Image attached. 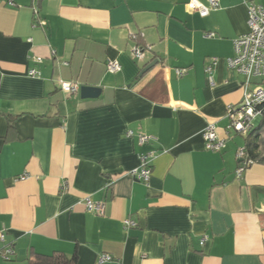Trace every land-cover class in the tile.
Instances as JSON below:
<instances>
[{
    "label": "crops",
    "instance_id": "1",
    "mask_svg": "<svg viewBox=\"0 0 264 264\" xmlns=\"http://www.w3.org/2000/svg\"><path fill=\"white\" fill-rule=\"evenodd\" d=\"M10 1L0 0V264L56 254L77 264H264V163L236 178L246 138L227 114L244 99L228 59L249 30V4L264 0H219L205 17L191 0ZM61 81L101 95L82 100ZM211 123L221 152L205 148ZM139 134L156 140L140 146ZM147 153L148 184L130 175ZM88 198L105 204L102 215Z\"/></svg>",
    "mask_w": 264,
    "mask_h": 264
},
{
    "label": "built area",
    "instance_id": "2",
    "mask_svg": "<svg viewBox=\"0 0 264 264\" xmlns=\"http://www.w3.org/2000/svg\"><path fill=\"white\" fill-rule=\"evenodd\" d=\"M10 5H14L10 0H6ZM219 6V0H210L209 5H204L197 0H191L187 7L191 12H197L205 17L209 12ZM38 24V23H37ZM248 32L235 40V54L228 59V67L239 75L244 77L242 88L244 91V99L239 105L229 106L228 118L230 119L229 130L237 135L248 136L255 128L258 118H262L264 123V5L249 4L248 6ZM145 49L137 46L133 51L135 59L144 58ZM217 65V59H213V65L207 67L209 81L214 86L213 74ZM107 71L116 74L121 71V65L118 61H108ZM186 70H178L179 76L185 75ZM31 76H39L40 72L33 69L29 73ZM61 90L68 94L74 95L80 92L81 86L78 82L61 81ZM134 133L129 131L128 137H132ZM264 138V128H263ZM205 148L209 151L221 152L226 148V141L221 139L217 134L214 124H209L204 132ZM156 140L155 137L139 134L138 143L144 146L146 143ZM237 168L235 175L237 179H242L245 173L256 164V161L248 154L246 147H240L236 151ZM152 153L141 156V166L130 172V175L136 180L148 184L153 174ZM27 178V175L21 176V180ZM86 207L90 212L102 215L105 211L103 202H94L87 199ZM136 223L132 220L126 222L127 228L136 227ZM1 240L5 241V235H1ZM205 239L201 241L204 245ZM14 254L12 247L6 246L2 257L10 260ZM112 257L103 255L99 260L100 263L111 261Z\"/></svg>",
    "mask_w": 264,
    "mask_h": 264
},
{
    "label": "trees",
    "instance_id": "3",
    "mask_svg": "<svg viewBox=\"0 0 264 264\" xmlns=\"http://www.w3.org/2000/svg\"><path fill=\"white\" fill-rule=\"evenodd\" d=\"M13 121V119H11ZM264 123L261 121L259 125L246 136L245 147L248 154L256 163H264V138H263ZM35 264H77V255L72 259L66 258L64 255L56 254L51 257L38 256Z\"/></svg>",
    "mask_w": 264,
    "mask_h": 264
},
{
    "label": "water",
    "instance_id": "4",
    "mask_svg": "<svg viewBox=\"0 0 264 264\" xmlns=\"http://www.w3.org/2000/svg\"><path fill=\"white\" fill-rule=\"evenodd\" d=\"M157 64V61H154L147 65L141 74L145 73L149 69H151L153 66ZM102 89L99 87H92V86H82L80 88V97L82 100H87V99H97L101 95Z\"/></svg>",
    "mask_w": 264,
    "mask_h": 264
},
{
    "label": "rangeland",
    "instance_id": "5",
    "mask_svg": "<svg viewBox=\"0 0 264 264\" xmlns=\"http://www.w3.org/2000/svg\"><path fill=\"white\" fill-rule=\"evenodd\" d=\"M262 121V118H258L257 121H256V124L259 125Z\"/></svg>",
    "mask_w": 264,
    "mask_h": 264
}]
</instances>
